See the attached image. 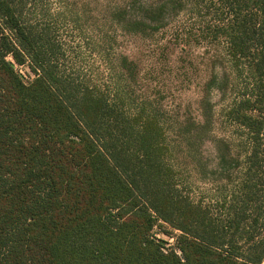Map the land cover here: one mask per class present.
<instances>
[{"label": "trees", "instance_id": "obj_1", "mask_svg": "<svg viewBox=\"0 0 264 264\" xmlns=\"http://www.w3.org/2000/svg\"><path fill=\"white\" fill-rule=\"evenodd\" d=\"M195 6L210 18L202 37L245 78L229 113L245 157L220 155L233 188L206 206L180 188L159 120L81 87L26 1L0 0V264H264V0ZM186 7L148 6L131 30L159 31ZM159 222L181 232V254L153 236Z\"/></svg>", "mask_w": 264, "mask_h": 264}, {"label": "rangeland", "instance_id": "obj_2", "mask_svg": "<svg viewBox=\"0 0 264 264\" xmlns=\"http://www.w3.org/2000/svg\"><path fill=\"white\" fill-rule=\"evenodd\" d=\"M25 1V18L56 41L61 67L71 79L100 90L128 114L159 120L167 161L193 201L206 206L229 195L232 184L219 179L220 155L242 162L245 157L247 136L229 116L245 78L237 76L223 41L200 34L210 23L196 15L200 0H187L185 10L159 31L146 32L132 31L133 22L163 0ZM17 69L30 79L26 67ZM180 233L163 222L152 232L177 252Z\"/></svg>", "mask_w": 264, "mask_h": 264}]
</instances>
